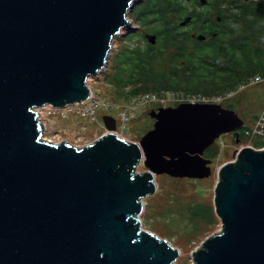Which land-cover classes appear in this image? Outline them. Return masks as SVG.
<instances>
[{
	"label": "water",
	"instance_id": "obj_1",
	"mask_svg": "<svg viewBox=\"0 0 264 264\" xmlns=\"http://www.w3.org/2000/svg\"><path fill=\"white\" fill-rule=\"evenodd\" d=\"M135 1L0 0V264H174L180 249L142 225L143 198L157 174L209 177L206 150L226 133L239 142L235 109L194 101L153 109L139 142L113 132L108 115L113 131L93 144L44 136L36 108L92 96L88 79L131 27ZM215 202L221 231L193 264H264V148L220 166Z\"/></svg>",
	"mask_w": 264,
	"mask_h": 264
},
{
	"label": "rangeland",
	"instance_id": "obj_2",
	"mask_svg": "<svg viewBox=\"0 0 264 264\" xmlns=\"http://www.w3.org/2000/svg\"><path fill=\"white\" fill-rule=\"evenodd\" d=\"M231 1L227 0V3ZM144 2L145 0L135 1L134 6L128 12L132 22L131 27L123 28L114 38L108 62L97 74L88 79V86L92 91V97L88 101L75 102L59 108L50 105L38 107L46 124L45 137L56 141L66 140L79 147L93 144L105 133L113 131L104 122V116L108 115L116 121V129L113 132L128 142H139L142 136L153 128L155 118L150 116L153 109L176 106L182 102L199 101L183 92L161 91L155 94L147 92L150 95H156L151 97H146L147 94L144 93L134 95L129 93L132 86L119 90L112 83L118 72L115 55L120 50L149 44L150 40L145 32H151L135 16L136 8ZM194 6L197 10L205 11L210 8V3L197 2ZM214 14L213 9L208 12L207 16H202L203 21L206 22L207 17ZM182 27L184 31L191 34L196 31L192 24ZM200 32L203 33L204 30ZM156 44L157 41L154 42V45ZM202 73H207V70H202ZM220 76L221 72H218L204 80H218ZM202 95L211 102H219L226 108L235 109L245 121L246 127H255L263 122L264 77L248 78L235 91L226 95H208L207 93ZM246 127L243 126L242 129ZM263 143V136H256L252 140L243 136L240 143H234L229 134H223L213 144L216 149L215 155L211 156L213 159L212 174L209 177H173L166 173L156 175L157 190L143 198L144 209L140 217L145 229L161 238H167L174 247L180 249V254L174 264H193L195 252L209 237L221 231L222 221L215 209L220 166L227 161L234 160L240 147L251 145L261 148L264 147ZM146 170L143 163L137 168L139 172ZM196 206H200V210L214 214V220L205 221L201 218L200 221L193 220L192 209ZM195 222H198L199 226H196Z\"/></svg>",
	"mask_w": 264,
	"mask_h": 264
},
{
	"label": "trees",
	"instance_id": "obj_3",
	"mask_svg": "<svg viewBox=\"0 0 264 264\" xmlns=\"http://www.w3.org/2000/svg\"><path fill=\"white\" fill-rule=\"evenodd\" d=\"M197 2L145 0L136 8L137 19L158 40L156 45L149 41L115 55L118 72L112 83L119 90L132 86L129 93L134 95L161 91L226 95L248 78L264 77V0H213L205 11L195 8ZM213 9L215 14L204 22L202 16ZM188 16L194 30H204L205 41L182 29L180 22ZM151 33L145 32L146 37ZM218 72L220 79L204 80ZM247 128L242 129V138ZM192 218L213 221L214 214L196 206Z\"/></svg>",
	"mask_w": 264,
	"mask_h": 264
},
{
	"label": "built area",
	"instance_id": "obj_4",
	"mask_svg": "<svg viewBox=\"0 0 264 264\" xmlns=\"http://www.w3.org/2000/svg\"><path fill=\"white\" fill-rule=\"evenodd\" d=\"M155 94V93H154ZM153 94H147L146 95V97H151ZM153 96H156V95H153ZM92 97V96H91ZM90 97V98H91ZM89 98V99H90ZM193 98H196L197 100H199V101H194V102H211V101H209L208 99H206V97H204L203 98V95L202 96H193ZM84 101H88V99L87 100H84ZM81 102H83V101H81ZM80 102V103H81ZM46 105H50V106H52L51 104H46ZM39 107H41V106H39ZM59 108V107H58ZM37 109H40V108H38L37 107ZM37 112H38V114H39V118H40V120L42 121V124H43V129H44V134H45V129H46V124L44 123V120L42 119V117H41V110H37ZM263 123H264V119H263V122H260L259 123V125H257V126H255V127H253V126H251V127H248L246 130L244 129V136L246 137V138H250L251 140L254 138V137H256V136H263L264 137V125H263ZM248 146H251V145H248ZM251 147H254V146H251ZM241 148H243V146L242 147H240V149ZM262 148H264V147H261V148H258V149H262Z\"/></svg>",
	"mask_w": 264,
	"mask_h": 264
},
{
	"label": "flooded vegetation",
	"instance_id": "obj_5",
	"mask_svg": "<svg viewBox=\"0 0 264 264\" xmlns=\"http://www.w3.org/2000/svg\"><path fill=\"white\" fill-rule=\"evenodd\" d=\"M198 3H199V0H198ZM189 24H193V23H189ZM187 26H188V24H187ZM198 33H200V34H202V32H199V27H197L196 28V31H194L193 33H192V36H194L195 34H198ZM194 38H195V36H194ZM200 41H205V40H200ZM241 132H242V129H240L239 130V143L241 142V140L243 139L242 138V136H241ZM226 134H229L233 139H234V137H233V133H226ZM215 145H213L212 147H210V148H208L207 150H206V152H205V155L207 156V157H210L211 158V156L213 155V153H214V151H215Z\"/></svg>",
	"mask_w": 264,
	"mask_h": 264
},
{
	"label": "bare ground",
	"instance_id": "obj_6",
	"mask_svg": "<svg viewBox=\"0 0 264 264\" xmlns=\"http://www.w3.org/2000/svg\"><path fill=\"white\" fill-rule=\"evenodd\" d=\"M37 109V108H36ZM37 110H39V109H37ZM47 139H51V140H53L52 138H48V137H46ZM141 218V217H140Z\"/></svg>",
	"mask_w": 264,
	"mask_h": 264
},
{
	"label": "clouds",
	"instance_id": "obj_7",
	"mask_svg": "<svg viewBox=\"0 0 264 264\" xmlns=\"http://www.w3.org/2000/svg\"><path fill=\"white\" fill-rule=\"evenodd\" d=\"M187 26V25H186ZM257 148V147H256Z\"/></svg>",
	"mask_w": 264,
	"mask_h": 264
}]
</instances>
